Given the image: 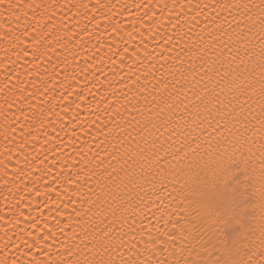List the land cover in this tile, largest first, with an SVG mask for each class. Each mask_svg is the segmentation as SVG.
Returning a JSON list of instances; mask_svg holds the SVG:
<instances>
[{"label":"bare ground","instance_id":"bare-ground-1","mask_svg":"<svg viewBox=\"0 0 264 264\" xmlns=\"http://www.w3.org/2000/svg\"><path fill=\"white\" fill-rule=\"evenodd\" d=\"M9 2L25 7L18 20L8 22L7 14L0 18V264H69L77 258L69 253L77 245L83 248L81 233L88 228L91 239L90 225L98 223L89 219L96 211L89 201L96 199L101 165L124 152L120 141L130 140L129 132L136 135L126 121L135 125L154 98L158 103L169 94L172 99L179 94L182 101L172 122L183 114L184 105L194 99L192 85L201 79H193V63L199 72L202 62L193 56L199 52L196 41L204 36L207 43L214 24L231 20V10L221 12L217 5L234 0H5V5ZM258 99L250 101L253 114L259 112ZM169 115L165 109L163 119ZM197 135L202 140L205 134L197 130L185 148L182 136L169 139L163 127L155 132L158 146L163 143L169 150L168 160L172 153L194 148ZM256 169L248 181L255 195L249 205L247 251L259 260L264 252L259 193L264 186L258 162ZM237 178L245 179L242 171ZM145 190L152 211L138 219L145 234L136 233L137 251L145 248L149 234L156 235L157 208L164 219L186 214L185 206L170 196L161 203L160 191L153 194L150 183ZM187 212L195 216V206ZM156 259L174 264L176 257L164 253Z\"/></svg>","mask_w":264,"mask_h":264},{"label":"snow or ice","instance_id":"snow-or-ice-1","mask_svg":"<svg viewBox=\"0 0 264 264\" xmlns=\"http://www.w3.org/2000/svg\"><path fill=\"white\" fill-rule=\"evenodd\" d=\"M24 7L19 2L5 5V0H0V18L7 14L8 22L18 20L17 13ZM217 7L221 12L230 9L231 20L225 17L214 24L207 32V43L204 36L196 41L199 52H193V56L202 62L199 72L195 63L192 65L193 79L196 75L201 77L192 85L194 99L184 105L183 114L174 123V109L182 103L179 94H175V99L169 94L158 103L154 98L148 113L141 114L142 119L133 117L135 125L126 121L136 135L129 132L131 139L120 141L124 152L101 165L96 199L89 201L96 209L89 219H98V223L90 225L91 239L88 228L81 233L83 248L77 245L69 253L77 257L69 264H173L171 259H156L164 253L176 257L174 264H264V252L255 260L247 251L252 231L249 205L255 195L249 192L248 181L257 171V162L264 186V0H234ZM217 18H213V23ZM167 87L165 84V90ZM254 97L259 98L258 114H253L250 103ZM185 99H189L187 94ZM165 109L170 114L167 120L163 119ZM161 127L171 133L169 139L182 136L185 148L191 143L188 137L197 130L205 135L202 140L199 135L193 137L197 141L194 148L183 155L172 153L168 160L169 150L163 143L158 146L159 137L155 136ZM161 151L163 157L159 155ZM121 160L123 164H119ZM241 171L243 181L237 178ZM149 183L153 194L160 191L157 199L161 203L170 196L172 202L185 206L186 214L178 220L164 219L163 210L157 208L160 215L153 214L158 225L156 235L149 234L145 248L137 251L133 243L136 233L141 237L145 234L138 219H147L152 211L144 201ZM259 196L264 201V191ZM193 206L195 216L187 212ZM160 220L164 221L163 228L159 227ZM72 239H76L75 234ZM260 241L264 247V227L260 229ZM145 251L149 254L139 259Z\"/></svg>","mask_w":264,"mask_h":264}]
</instances>
